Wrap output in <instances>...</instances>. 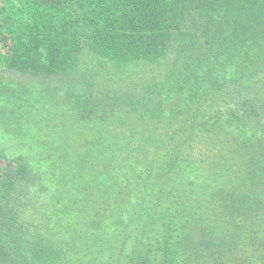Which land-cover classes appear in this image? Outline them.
<instances>
[{"label": "trees", "instance_id": "1", "mask_svg": "<svg viewBox=\"0 0 264 264\" xmlns=\"http://www.w3.org/2000/svg\"><path fill=\"white\" fill-rule=\"evenodd\" d=\"M0 264H264V0H0Z\"/></svg>", "mask_w": 264, "mask_h": 264}, {"label": "rangeland", "instance_id": "2", "mask_svg": "<svg viewBox=\"0 0 264 264\" xmlns=\"http://www.w3.org/2000/svg\"><path fill=\"white\" fill-rule=\"evenodd\" d=\"M1 84H4V83H1Z\"/></svg>", "mask_w": 264, "mask_h": 264}]
</instances>
